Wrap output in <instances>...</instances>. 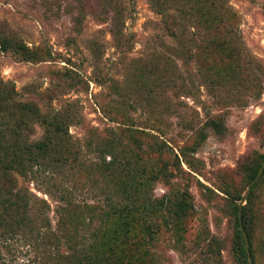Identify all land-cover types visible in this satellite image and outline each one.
<instances>
[{
    "label": "rangeland",
    "instance_id": "obj_1",
    "mask_svg": "<svg viewBox=\"0 0 264 264\" xmlns=\"http://www.w3.org/2000/svg\"><path fill=\"white\" fill-rule=\"evenodd\" d=\"M223 4L234 13L236 31L191 26L172 36L147 0H0V36L36 56L0 53V81L42 113H68V134L85 161H99L110 142L118 154L139 157L127 131L143 132L146 172L168 164L151 196H190L194 212L178 221L180 232L164 234L148 253L141 249L135 264H241L234 252L239 205L254 264H264L263 171L247 199L250 173L264 155V0ZM42 135L35 124L31 138ZM156 137L168 145L161 154ZM78 183L77 203L103 205L98 183L85 177ZM25 185L49 203L41 226L55 232L53 252L67 255L57 194ZM100 224L95 220L87 233ZM38 252L0 243V264H50Z\"/></svg>",
    "mask_w": 264,
    "mask_h": 264
},
{
    "label": "trees",
    "instance_id": "obj_2",
    "mask_svg": "<svg viewBox=\"0 0 264 264\" xmlns=\"http://www.w3.org/2000/svg\"><path fill=\"white\" fill-rule=\"evenodd\" d=\"M147 1L161 15L162 30L172 36L191 26L194 31L222 28L236 31L232 25L234 13L226 9L223 0ZM6 52L25 59L36 58L20 41L0 36V53ZM69 118L68 113L59 110L42 113L36 103L21 101L11 85L0 81V243L17 242L32 247L43 252L50 264H135L141 249L152 247L168 232H180L178 221L189 210L194 212L190 196L187 192L178 199L170 195L159 199L151 196L153 182L164 177L168 164L150 174L146 172L145 165L140 163L146 154L140 139L143 132L127 131L130 145L140 151L139 157L123 149L118 154L114 142H110L99 161H85L81 157L82 148L68 134ZM35 124L43 131L38 140L31 138ZM156 142L155 151L161 154L168 145L157 137ZM180 152L184 157L185 150ZM175 158L178 160L177 155ZM263 162L264 155L251 171L249 184L257 177ZM81 177L93 185L99 184L103 205L93 208L76 202ZM31 181L50 197L57 194L61 202L57 228L67 255L53 252L51 242L55 232L41 226L50 205L25 185ZM254 188L255 184H251L248 200ZM240 211V219L237 214L235 220L234 252L241 264H249L245 232L254 264L245 207ZM95 220H101V224L89 235L88 228Z\"/></svg>",
    "mask_w": 264,
    "mask_h": 264
},
{
    "label": "water",
    "instance_id": "obj_3",
    "mask_svg": "<svg viewBox=\"0 0 264 264\" xmlns=\"http://www.w3.org/2000/svg\"><path fill=\"white\" fill-rule=\"evenodd\" d=\"M263 167H264V162H263V165H262V167H261V169H260V171H259V173H258V175H257V177L259 176V174L261 173V170L263 169ZM256 177V178H257ZM254 182V181H253ZM252 182V183H253ZM251 183V184H252ZM251 186V185H250ZM250 186L248 187V190H249V188H250ZM246 195H247V193H246ZM246 195L242 198V202L245 200V198H246ZM241 206L239 205V207H238V217H239V219H240V216H241ZM243 237H244V241H245V247H246V253H247V257H248V263L249 264H252L251 263V260H250V257H249V252H248V241H247V236H246V234H245V232H243Z\"/></svg>",
    "mask_w": 264,
    "mask_h": 264
}]
</instances>
